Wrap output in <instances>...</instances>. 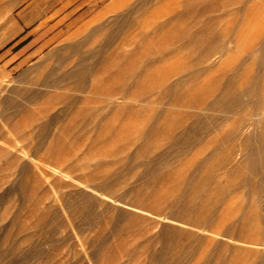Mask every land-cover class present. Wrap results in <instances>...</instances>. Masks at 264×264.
I'll list each match as a JSON object with an SVG mask.
<instances>
[{"label": "rangeland", "instance_id": "374dc122", "mask_svg": "<svg viewBox=\"0 0 264 264\" xmlns=\"http://www.w3.org/2000/svg\"><path fill=\"white\" fill-rule=\"evenodd\" d=\"M263 36L264 0H0V264H256L258 114L209 107Z\"/></svg>", "mask_w": 264, "mask_h": 264}, {"label": "bare ground", "instance_id": "6f19581e", "mask_svg": "<svg viewBox=\"0 0 264 264\" xmlns=\"http://www.w3.org/2000/svg\"><path fill=\"white\" fill-rule=\"evenodd\" d=\"M254 50L255 52H258L256 61L262 64L264 62V36L258 42V46L257 48L255 47ZM51 77H53V75ZM51 77L48 78V80L50 79L51 81L53 79V78L51 79ZM58 79L60 78L56 77V80ZM256 79L257 78H255L254 80L256 81ZM257 82L251 83L250 85L247 86L242 85L241 86L242 89L236 92L234 91L230 93L227 89H225V91H223L220 95L216 97V99H214L209 109L212 108L211 106L219 107L222 104H225V107L223 108L224 111L228 113H234L238 108L242 107L245 104L244 97H246L247 99H249L248 102L251 103L253 109H255L254 111H257L256 114H258V116L257 115L254 116H257L258 118L255 117L256 119L252 123H249L250 125H253V131L244 135L240 143L242 144L243 147V154L245 156V160L244 162L242 160L237 161L235 167L232 168L230 172L231 173L233 172L235 175L241 177L240 180L235 184L241 185V184L251 183L252 185H254L253 187L257 193L256 197L258 198L257 204L260 207L258 214L256 213V218L260 222V225L257 230L258 232L264 233V84H259V82L258 83ZM197 118L199 119V121L202 120L201 117H197ZM212 121H209L208 119L207 123L212 124ZM231 133L232 132H229V134ZM194 173L195 172H193V174ZM191 184L192 186L190 189L193 191H197L200 187V184L195 181ZM222 190L224 193H228L231 190V186L226 187ZM177 200H179V198H177ZM177 200L175 201V203L172 204L173 206L176 207L181 206L179 205L180 203ZM191 205L192 207H195L196 206L195 201L192 200ZM261 210H263V212ZM174 215L175 214L173 213H168L166 216L169 218H173L176 217ZM176 215L180 216L179 214ZM211 215H212L211 210H209L208 216ZM244 225H245V219L244 216L241 215V217L237 218L229 226L231 228L239 229L244 227ZM170 230L171 231L177 230L175 223L164 220L160 230L161 234ZM176 234H178V232ZM165 256H166L165 253L160 252L156 257H154L155 264H165L164 262ZM256 264H264V249L259 250Z\"/></svg>", "mask_w": 264, "mask_h": 264}, {"label": "crops", "instance_id": "0c3cea01", "mask_svg": "<svg viewBox=\"0 0 264 264\" xmlns=\"http://www.w3.org/2000/svg\"><path fill=\"white\" fill-rule=\"evenodd\" d=\"M55 38V37H54ZM52 39V38H51ZM50 39V40H51ZM36 37L33 35V36H31V37H29V38H27L25 41H24V43L22 44V46L20 47V48H18V55H20V54H26V53H28L30 50H32V49H35V48H29L31 45H36ZM37 44H38V42H37ZM55 49L53 48V52H55L54 51Z\"/></svg>", "mask_w": 264, "mask_h": 264}]
</instances>
